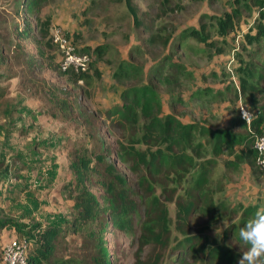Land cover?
Returning <instances> with one entry per match:
<instances>
[{
	"label": "rangeland",
	"instance_id": "obj_1",
	"mask_svg": "<svg viewBox=\"0 0 264 264\" xmlns=\"http://www.w3.org/2000/svg\"><path fill=\"white\" fill-rule=\"evenodd\" d=\"M23 1L0 0V222L62 227L59 258L95 254L102 241L112 264H149L153 248L141 246L140 237L158 202L168 210L169 227L160 264H179L191 237H202L205 245L186 264H209L216 245L243 251L226 233L239 229L246 210L264 205V169L255 173L238 162L244 145L233 153L223 145L217 154L209 134L247 135L238 121L243 109L251 117L264 115V35L258 33L264 0H48L36 15L23 10ZM144 17L146 26L137 23ZM229 18L233 29L222 34L220 21ZM27 25L46 57L19 36ZM59 30L92 56L85 76L61 70L53 42ZM146 85L160 96V118L193 128L185 142H169L179 162L174 171L144 181L131 162L113 154L110 161L127 177L138 207L132 227L119 231L107 218L108 232H76L67 223L74 217L71 153L106 145L118 151L120 142L152 151L167 145L144 144L140 110L136 126H123L112 115L124 91ZM184 155L189 159L179 164ZM205 169L208 181L198 193ZM193 202L197 209L186 223L178 203ZM15 235L11 226L0 227V246Z\"/></svg>",
	"mask_w": 264,
	"mask_h": 264
},
{
	"label": "trees",
	"instance_id": "obj_2",
	"mask_svg": "<svg viewBox=\"0 0 264 264\" xmlns=\"http://www.w3.org/2000/svg\"><path fill=\"white\" fill-rule=\"evenodd\" d=\"M48 2V0H24L22 8L27 14L36 15V12ZM264 16V13H263ZM231 19L221 20V33L227 34L233 29ZM147 19H137V23L144 24ZM33 28L27 25L18 34L24 40H29L34 44L37 55L46 57L42 48V41L33 33ZM47 31H45L46 37ZM259 34L264 35V24L259 27ZM129 69V66H125ZM85 76V74H80ZM123 104L112 111V115L117 117V121L123 126L126 124L136 126L138 122V111L144 117V132L142 139L145 145L160 146L166 144L163 149L159 148L152 151L151 148L145 150L136 149L132 142L131 146L119 143L118 151H112L110 146H97L90 150H76L71 153L70 170L73 175V181L69 183L70 194L74 201V217L67 221L76 232L86 229L95 234L96 228L100 227L102 231L108 232L109 228L105 225L106 219H110L119 231H125L131 226V219L137 210L135 199L130 193L128 180L121 173L115 163L110 161V157L115 154L122 162H131V170L140 176V179L147 181L154 179L166 172L174 171L176 164L179 162L175 153L174 145L170 141L173 139L178 143H183L191 136L192 127L183 125L175 117L160 118L162 105L160 96L152 86H141L128 88L122 94ZM64 104L66 103L63 101ZM238 121L248 129L247 135L235 134L231 131H214L210 133L215 139V151L219 154L222 146L225 145L230 152L238 145H244L246 148L245 155H237L239 163H246L254 172L260 168L255 163L257 152L254 148V141L257 136L264 135V115L251 117L250 122L238 118ZM126 156V158H125ZM189 157L184 155L182 162H187ZM208 181L207 169L202 173L197 191L203 190ZM94 190H102L101 196H98ZM180 219L189 223L192 214L197 209V202L190 203L188 206L181 205ZM156 208L148 224L145 225V232L140 237L141 246L151 245L152 255L149 264H160L169 246V227H168V210L158 202L154 203ZM150 211V210H149ZM255 209H248L240 223L239 229L252 217ZM150 214V212H149ZM11 226L15 232V239L25 242V251L27 264H112L107 252V247L100 241L95 254L86 255L82 258H59L57 251L60 239L64 229L57 225L44 226L37 223L34 227L19 224L12 220L1 221L0 227ZM238 228L231 227L227 233V239L231 240L234 235L238 234ZM96 235V234H95ZM205 245L202 237H191L186 239L179 253V264H186L189 258H192L195 252H198ZM3 247L0 246V264L3 263ZM29 251V255H27ZM240 253L235 249L216 245L207 255L209 264H237ZM116 264H118L116 262Z\"/></svg>",
	"mask_w": 264,
	"mask_h": 264
},
{
	"label": "built area",
	"instance_id": "obj_3",
	"mask_svg": "<svg viewBox=\"0 0 264 264\" xmlns=\"http://www.w3.org/2000/svg\"><path fill=\"white\" fill-rule=\"evenodd\" d=\"M53 42L58 48L61 58L60 68L63 72L72 71L79 75L90 72L93 64L92 56L89 53L78 51L72 39L59 30L55 31ZM242 118L250 122L251 115L243 109ZM257 137H264V135ZM259 168L264 169V167ZM2 264H27L25 242L13 239L12 242L7 244L3 249Z\"/></svg>",
	"mask_w": 264,
	"mask_h": 264
},
{
	"label": "clouds",
	"instance_id": "obj_4",
	"mask_svg": "<svg viewBox=\"0 0 264 264\" xmlns=\"http://www.w3.org/2000/svg\"><path fill=\"white\" fill-rule=\"evenodd\" d=\"M254 148L258 155L255 163L264 167V137H257ZM243 251L240 252L237 264H264V205L256 208L251 218L234 235Z\"/></svg>",
	"mask_w": 264,
	"mask_h": 264
}]
</instances>
